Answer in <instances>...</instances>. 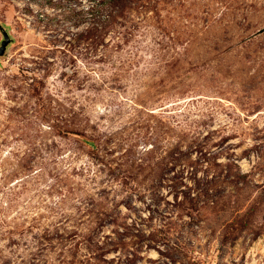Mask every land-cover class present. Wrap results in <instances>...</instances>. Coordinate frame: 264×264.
Instances as JSON below:
<instances>
[{
    "label": "rangeland",
    "instance_id": "rangeland-1",
    "mask_svg": "<svg viewBox=\"0 0 264 264\" xmlns=\"http://www.w3.org/2000/svg\"><path fill=\"white\" fill-rule=\"evenodd\" d=\"M1 27L0 264H264V0H0Z\"/></svg>",
    "mask_w": 264,
    "mask_h": 264
},
{
    "label": "water",
    "instance_id": "water-1",
    "mask_svg": "<svg viewBox=\"0 0 264 264\" xmlns=\"http://www.w3.org/2000/svg\"><path fill=\"white\" fill-rule=\"evenodd\" d=\"M1 29H2V34L4 36V39L0 45V56L4 55L6 53L7 46L11 42V37H10V34L8 33V31L5 30L3 27H1Z\"/></svg>",
    "mask_w": 264,
    "mask_h": 264
},
{
    "label": "flooded vegetation",
    "instance_id": "flooded-vegetation-1",
    "mask_svg": "<svg viewBox=\"0 0 264 264\" xmlns=\"http://www.w3.org/2000/svg\"><path fill=\"white\" fill-rule=\"evenodd\" d=\"M3 39H4V36H3V38L1 39V41H0V45H1V42L3 41ZM8 47V46H7Z\"/></svg>",
    "mask_w": 264,
    "mask_h": 264
},
{
    "label": "bare ground",
    "instance_id": "bare-ground-1",
    "mask_svg": "<svg viewBox=\"0 0 264 264\" xmlns=\"http://www.w3.org/2000/svg\"><path fill=\"white\" fill-rule=\"evenodd\" d=\"M263 248V247H262Z\"/></svg>",
    "mask_w": 264,
    "mask_h": 264
}]
</instances>
